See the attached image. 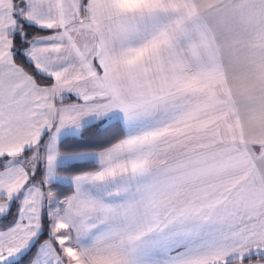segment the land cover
<instances>
[{
  "label": "snow or ice",
  "instance_id": "obj_1",
  "mask_svg": "<svg viewBox=\"0 0 264 264\" xmlns=\"http://www.w3.org/2000/svg\"><path fill=\"white\" fill-rule=\"evenodd\" d=\"M0 264H264V0H0Z\"/></svg>",
  "mask_w": 264,
  "mask_h": 264
}]
</instances>
